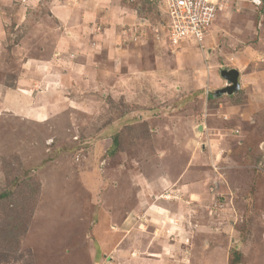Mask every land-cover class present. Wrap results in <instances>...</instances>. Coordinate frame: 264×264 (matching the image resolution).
I'll use <instances>...</instances> for the list:
<instances>
[{"label": "rangeland", "instance_id": "374dc122", "mask_svg": "<svg viewBox=\"0 0 264 264\" xmlns=\"http://www.w3.org/2000/svg\"><path fill=\"white\" fill-rule=\"evenodd\" d=\"M216 6L0 0V264H264V0Z\"/></svg>", "mask_w": 264, "mask_h": 264}, {"label": "built area", "instance_id": "2783aa9c", "mask_svg": "<svg viewBox=\"0 0 264 264\" xmlns=\"http://www.w3.org/2000/svg\"><path fill=\"white\" fill-rule=\"evenodd\" d=\"M171 18V37L174 42L186 39L202 44L213 24L216 0H164Z\"/></svg>", "mask_w": 264, "mask_h": 264}, {"label": "crops", "instance_id": "0c3cea01", "mask_svg": "<svg viewBox=\"0 0 264 264\" xmlns=\"http://www.w3.org/2000/svg\"><path fill=\"white\" fill-rule=\"evenodd\" d=\"M19 79L17 80V84H16V90L15 92H17L18 87H20L19 85ZM41 94H43L42 96L45 95V92H40ZM7 96V95H6ZM4 100V93H0V100ZM44 105L42 106V108H34V107H28L29 111L27 110V107H19L18 105L14 104L17 108H15L16 111H14L15 113L19 114V115H23V116H29V117H33L36 118L38 120H45L48 119L47 117L49 116V106H50V102L46 101L45 103H43ZM154 209V208H153ZM154 213H159L158 210H153ZM153 214V213H152ZM173 230V229H172Z\"/></svg>", "mask_w": 264, "mask_h": 264}, {"label": "water", "instance_id": "95a60500", "mask_svg": "<svg viewBox=\"0 0 264 264\" xmlns=\"http://www.w3.org/2000/svg\"><path fill=\"white\" fill-rule=\"evenodd\" d=\"M222 74L229 81L228 86L224 89H227L229 93L233 94L239 89L238 72L236 70H223Z\"/></svg>", "mask_w": 264, "mask_h": 264}]
</instances>
